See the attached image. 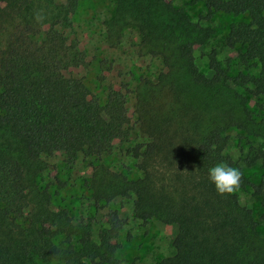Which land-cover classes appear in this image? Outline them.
Returning a JSON list of instances; mask_svg holds the SVG:
<instances>
[{
  "label": "trees",
  "instance_id": "16d2710c",
  "mask_svg": "<svg viewBox=\"0 0 264 264\" xmlns=\"http://www.w3.org/2000/svg\"><path fill=\"white\" fill-rule=\"evenodd\" d=\"M80 1L0 0V134L5 140L0 141V264H130L118 255L122 240L131 238L121 214L126 203L142 226L152 221L176 226L169 253L158 264H264V173L254 182L241 168L264 171V145H240L239 160L227 152L226 128L246 133L255 120L244 104L220 116L219 94L230 81L264 96V0H191L202 5L200 20L218 13L247 19L231 23L226 37L242 47L239 62L256 66L258 73L235 78L228 77L215 50L206 53L201 68L195 50L209 43L213 29L191 21L171 1L116 0L118 14L107 40L117 45L129 20L138 31L139 48L160 64L154 85L160 90L135 93L143 140L127 152L138 160L137 177L93 178L92 213L74 217L54 208L46 190L32 189L42 171L38 162L60 154L67 166L81 160L93 167L115 143L129 141L133 130L128 108L133 91L127 83L110 86L100 99L73 74L87 63L67 33ZM177 73L184 74L186 85H178ZM139 80L152 87L148 77ZM174 96L180 103L175 109L164 100ZM11 143L16 156L8 150ZM218 163L242 172L232 194L219 195L208 179L209 168ZM243 194L263 212L255 216L241 203Z\"/></svg>",
  "mask_w": 264,
  "mask_h": 264
},
{
  "label": "rangeland",
  "instance_id": "374dc122",
  "mask_svg": "<svg viewBox=\"0 0 264 264\" xmlns=\"http://www.w3.org/2000/svg\"><path fill=\"white\" fill-rule=\"evenodd\" d=\"M165 1H171L176 8L183 10L191 21L195 23L198 21L201 26L213 29L209 43L197 46L195 50L196 61L202 69L206 65V53L215 50L217 59L229 78L258 73L256 66L246 67L239 62L238 54L243 50L242 47L226 37L228 26L233 22L247 20L245 17L218 13L210 21L200 20L199 16L203 9L200 2L193 3L191 0ZM117 14L116 0H81L74 15L73 26L67 33L78 41L87 60L85 66L78 68L73 74L81 78L92 93L102 99L110 86H116L120 82L127 83L132 89L133 92L129 95L128 100L133 128L129 141L121 144L115 143L112 153L100 160H95L92 163L93 167L81 160H78L74 166H67L60 154L43 157L36 165L37 168L42 167V171L36 173L31 181L32 189L36 193L44 194V190H46L54 208H65L74 217L87 216L92 213V209L88 206L92 195L93 178H101L104 174L112 173L125 176L127 179L137 177L138 160L132 158L127 152L131 146L143 140L142 132L136 124L139 102L135 93L137 91L142 94L148 91L158 93L160 90L158 86L154 87L157 83L159 68H161L160 64L150 59L145 51L139 48L138 31L130 24L129 20L122 26L120 42L117 45L112 46V43L107 40V28L116 19ZM163 21H166V18ZM2 45L3 38L0 37V47ZM141 77H148L152 87L140 84ZM173 77L177 80L178 85H186L183 73L174 74ZM227 83L228 87L221 86L219 88L222 106L220 116L224 114V109L237 108V106L241 108V105L244 104L251 111V117L255 120L254 126L249 127V131L246 133L231 126L225 130V133L229 135L227 152L235 160H239L242 156L240 145H244L245 149L248 147L247 143L264 145V96L250 95L246 89L236 87L230 81ZM164 100L174 109L180 107L179 100L175 96L174 98L167 97ZM215 102L210 104L211 109H214ZM0 141H5L1 134ZM3 144L8 145L7 142ZM8 150L14 156L18 152L12 143ZM241 168L245 176L254 182L258 181L264 173L259 166L253 168L241 166ZM240 199L241 203L252 208L255 216L263 212L260 203L251 200L247 194L241 195ZM131 208V204L126 203L125 209L121 213L128 220L124 233L129 232L131 238L122 240V247L118 255L130 264L131 262L134 264H158L169 253L170 242L176 233V226L160 225L156 221L142 226L132 217Z\"/></svg>",
  "mask_w": 264,
  "mask_h": 264
},
{
  "label": "clouds",
  "instance_id": "9594fccd",
  "mask_svg": "<svg viewBox=\"0 0 264 264\" xmlns=\"http://www.w3.org/2000/svg\"><path fill=\"white\" fill-rule=\"evenodd\" d=\"M41 19V17H37ZM208 179L215 185L216 192L225 196L239 189L242 180V172L227 163H218L208 170Z\"/></svg>",
  "mask_w": 264,
  "mask_h": 264
}]
</instances>
